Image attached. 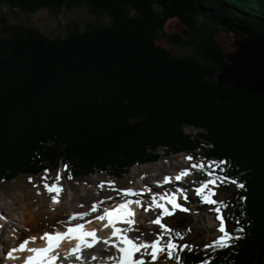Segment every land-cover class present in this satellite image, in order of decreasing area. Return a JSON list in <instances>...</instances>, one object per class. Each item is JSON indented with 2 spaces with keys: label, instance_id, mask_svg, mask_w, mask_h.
Returning a JSON list of instances; mask_svg holds the SVG:
<instances>
[{
  "label": "trees",
  "instance_id": "obj_1",
  "mask_svg": "<svg viewBox=\"0 0 264 264\" xmlns=\"http://www.w3.org/2000/svg\"><path fill=\"white\" fill-rule=\"evenodd\" d=\"M81 3L109 22L63 37L2 36L0 18V182L64 164L67 176L122 178L179 152L226 158V171L215 174L233 189L217 206L227 230L243 227V238L225 249H185L181 264H264V96L217 81L226 53L212 37L220 30L264 37V0H0L55 14ZM168 18L189 36L167 37ZM161 37L196 55L171 52ZM172 229L185 238L183 224Z\"/></svg>",
  "mask_w": 264,
  "mask_h": 264
},
{
  "label": "rangeland",
  "instance_id": "obj_2",
  "mask_svg": "<svg viewBox=\"0 0 264 264\" xmlns=\"http://www.w3.org/2000/svg\"><path fill=\"white\" fill-rule=\"evenodd\" d=\"M92 8L86 4L81 3L72 7H64L62 11L58 14L53 13L48 9H39L33 13L22 11L19 8H11L6 4L0 5V18L6 20L7 25L3 29L2 36H9L15 30L17 32L23 33L28 31H38L48 36H66L69 32L74 31L76 28L83 30L86 24L92 23L94 25H103L109 22L108 15L102 11L98 10L94 12ZM163 32L167 35L179 32L184 37H188V33L183 25L176 18H168L163 24ZM204 30H208L204 28ZM165 36V37H166ZM168 37V36H167ZM213 40L221 48L223 53L226 54L233 50L232 43L238 36L233 33H228L224 30L216 31L212 35ZM159 44L165 46L173 53L183 55V54H193L196 52L187 47L184 43H173L169 40L161 37L158 41ZM201 60V59H200ZM202 61V60H201ZM204 64H208L202 61ZM184 131L187 134L193 135L196 130L192 127H184ZM199 151H196V154ZM192 153H179L170 156H162L158 161L151 162L144 166H135L129 170V172L122 178H112L109 175L103 173H98L96 175L87 177H73L68 179L67 173L64 171V167L59 165L56 172L39 173L38 175H19L15 179L10 181L0 182V212H6L9 214H14L18 216L20 211L25 212V217L27 216V211L39 210L40 205L42 210L47 212H54L55 208L66 209L65 214L67 215L70 210H76L78 212L84 210H90L93 202H97L99 199L104 200L105 204L112 205L114 201L108 199L111 194L120 195V193L114 191L108 185V181L115 182V188L123 189L128 186L136 185L138 176H140L141 171L145 169H158L161 171L159 178L163 175L171 174V170L180 164L181 167L189 165L191 162L199 163L205 160L201 156H196ZM187 156H192L193 160L188 161L185 159ZM173 166V168L170 167ZM176 165V166H175ZM136 169H140L136 172ZM59 174V179L57 176ZM28 177H32V182H28ZM46 177V180L42 179ZM215 177V176H213ZM207 178V173L200 172L196 170L195 177L191 180L193 183L186 182L181 183L179 187L184 191L183 197L180 199L178 197V202L182 204L183 207L189 209V212L184 213L179 210H172L174 215L163 217L162 222L168 225V228H172L175 225L183 224L185 227V238L177 243H187L192 246H198L203 243H209L216 236L218 231L219 221L215 219V212L213 211V206H205L199 201V198L195 195V185L200 181ZM215 183L210 186V190H215L216 195L213 199L221 200L231 194L233 189L232 186L228 184H220L215 177ZM53 184L56 183L59 187H62V191L59 193L60 203L58 206L52 203L51 196L53 194L48 193L43 185L44 183ZM101 182H105L103 187H101ZM35 185V187H34ZM138 188V187H136ZM37 192L40 194L37 195ZM90 196V197H89ZM187 197V200H184ZM147 200V201H146ZM143 201L147 202L149 205L150 198H143ZM99 202V201H98ZM219 204V203H218ZM216 204L214 207L219 208ZM24 205H27L24 206ZM146 206V207H147ZM45 208V209H44ZM158 209H155L154 205L148 211L144 209H139L136 214V224L133 225L134 228H138V231L134 232L135 236H141L142 233L148 231L151 235L143 236L146 241H151L155 239L158 229L151 225L150 221L157 216ZM16 211V212H15ZM222 219L223 215L220 214ZM6 219L0 217V227L3 226V238L8 239L11 237L10 232L14 229L11 222H6ZM224 220V219H223ZM45 220L43 219L42 223ZM225 227H226V222ZM18 225V223H15ZM21 227L22 225L19 224ZM124 227V226H123ZM53 226H49L47 230H51ZM227 230V228H226ZM12 233V232H11ZM10 235V236H9ZM91 254V252H90ZM109 254V253H108ZM144 257L141 253H136L134 259H143ZM148 264H152L148 260ZM156 264H174L170 260L166 261V258L161 256L158 258Z\"/></svg>",
  "mask_w": 264,
  "mask_h": 264
},
{
  "label": "snow or ice",
  "instance_id": "obj_3",
  "mask_svg": "<svg viewBox=\"0 0 264 264\" xmlns=\"http://www.w3.org/2000/svg\"><path fill=\"white\" fill-rule=\"evenodd\" d=\"M186 160L192 161V156L185 157ZM229 162L226 158L219 160H209L207 164L203 161L199 163H190L189 168L179 171L174 177L175 182L182 181V178L187 177L190 174L192 169L199 170L200 172H206L207 178L205 183H201L198 187L195 188V195L199 200L209 206H213V211L215 212V219L219 221L218 231L213 240L207 243L204 247L207 249H225L230 248L236 241L242 239V234L245 232L243 227H236L232 231L226 230L224 220L222 219L220 213V208H215L214 206L218 203L223 204V201L218 199H213L216 195L215 190H210V185L215 183V180L212 178L215 175V172L226 171ZM69 169L68 164H64V170L67 172ZM48 169H44V173H48ZM46 180V177H42ZM59 179V174L57 176ZM68 179H71V176H68ZM173 178L169 176H164L163 181L169 183ZM224 179H227L231 185L235 186L236 189L244 190L246 185L245 183L239 181L236 178H231L225 176ZM28 182H32V177H28ZM105 182H101V187H103ZM109 187L118 193H123L125 197L134 195L132 189H117L115 188L114 181L107 182ZM35 187V185H34ZM44 189L53 194L51 200L53 204L60 203L59 193L63 190L62 187H59L56 183L48 184L44 183ZM40 193L37 192V195ZM112 197H108L111 199ZM184 200H187V197H184ZM241 202L246 201V197H240ZM139 200H125V202L120 203L119 207L115 210L104 209L103 214L100 213L97 203L91 205V211L95 215L96 220L105 222L103 224L104 229L110 230V239H102L97 235V231H85L84 227L80 223H76L74 227H68L66 232H55L52 234L50 232H44L39 238L47 242L46 247H26L28 240H24L19 243L18 247H13L10 250H7L6 257L9 260L15 261L17 259L14 256L16 252L27 251L31 253L23 261V264H56L57 257L59 253L54 251L60 246V242L66 237L75 242V246L68 249V254L65 259L66 264H71V261H80L81 250H93L96 252L98 249L103 248V246H109L110 250H114L117 255L114 257H109L110 261H113L114 264H148V260L152 264H156L158 258L163 256L166 258V261H175V264H181V257L179 253L183 252L185 249L191 252L193 246L191 244H178L177 240H183L184 235L180 230L171 229L162 222L163 217L174 215L172 210H179L180 212L187 213L189 209L183 207L181 203L178 202V197L172 195L164 199V202H158L154 199H150L149 205L144 208L145 211H148L155 206V209H158L156 218L150 221L151 225L155 226L158 229V232L155 236V239L151 241H146L143 239V236L151 235L150 232L145 231L141 236L129 235L138 231V228H134L133 225L136 224V213L133 210V205H140ZM141 207H144L141 205ZM225 207H227L225 205ZM87 216V213H74L72 215L73 221H79L83 217ZM119 225H123L121 227ZM239 225V221H237ZM37 237L33 236L31 240L35 242ZM111 241V242H110ZM139 241V242H137ZM95 246V247H94ZM136 253H141L144 257L143 259H134ZM102 256L103 253L101 252ZM92 259L95 260L96 256L93 255ZM202 264H209L207 260L203 261Z\"/></svg>",
  "mask_w": 264,
  "mask_h": 264
},
{
  "label": "bare ground",
  "instance_id": "obj_4",
  "mask_svg": "<svg viewBox=\"0 0 264 264\" xmlns=\"http://www.w3.org/2000/svg\"><path fill=\"white\" fill-rule=\"evenodd\" d=\"M176 166V165H175ZM171 168H173L172 165H170ZM174 169V168H173ZM140 169H136L135 171L138 172ZM159 173H161V171H159ZM158 173V175H159ZM173 174H171L172 176ZM167 176V175H164ZM160 177L159 181L163 179V177ZM170 177V176H169ZM156 180V179H155ZM155 183H153L152 185L154 186ZM130 187V186H129ZM128 188V187H127ZM126 189V188H124ZM142 188L138 187L137 189H133V192L135 193L133 196L134 198H140V200H142L144 197L142 196L144 194V192L139 191ZM138 190V191H137ZM149 192L146 191L145 194H148ZM177 194H175L176 196ZM110 196H112V201H114L115 204L117 203H123L127 198H125L123 196V194L121 193L120 195H113L111 194ZM178 196V195H177ZM90 197V196H89ZM167 197L170 196H158L157 200L158 202H164V199H166ZM60 200V199H59ZM129 200V198L127 199ZM100 202V199L98 200ZM98 203V202H96ZM100 202V206L102 207V209L107 208L106 207V202ZM56 206H58V204H55ZM27 207V205H24ZM133 210L135 211V213L137 214V211L139 209V207L136 206H132ZM45 209V208H44ZM16 212V211H15ZM66 209H62L60 207L55 208L54 212H47L45 210H42V206L40 205L39 210H33V211H27V216L25 217V212L23 210L20 211V214L18 216L14 215V214H9L4 212H0V217L6 219V222H11L12 227H14V229L16 230H12L10 232L11 237L8 239L3 238V226L0 227V250L2 252H0V264H9V263H13V260H9L6 257V252L7 250H10L13 247H18L19 243L23 242L24 240H28V244L26 245V247H30V246H35L38 241H42L39 237L43 235L44 232H58L60 231V229H63L62 226L68 224V222L66 221V218L69 217L71 214L73 213H77L78 211L76 210H70L69 213L66 215L65 214ZM93 218V214H87V216H85L82 221L86 222V224H89L90 220ZM43 219L45 220L44 223H42ZM15 223H18V225H16ZM101 223V222H100ZM19 224H21L22 226L20 227ZM49 226H53L54 228L51 229V231L47 230V228ZM121 227H123V225H119ZM102 224L100 225V227L97 228V231L102 233ZM129 235H134V233H130ZM10 236V235H9ZM35 236L37 237L36 241L33 242L31 240V238ZM105 239H110V230L105 234ZM144 239V237H143ZM139 242V241H137ZM105 249H108L110 252L109 254L106 255ZM62 252V250H60ZM25 252V251H24ZM103 253V255L101 256L100 253ZM23 252H16L14 253V256L18 257L22 254ZM91 255H97L100 257H104V258H109V257H114L117 255L116 252H114V250H110V246H103V248L98 249L96 252H93ZM8 261V263H7ZM112 263H114L113 261H111Z\"/></svg>",
  "mask_w": 264,
  "mask_h": 264
},
{
  "label": "water",
  "instance_id": "obj_5",
  "mask_svg": "<svg viewBox=\"0 0 264 264\" xmlns=\"http://www.w3.org/2000/svg\"><path fill=\"white\" fill-rule=\"evenodd\" d=\"M232 47L218 68L217 81L264 96V37L238 35Z\"/></svg>",
  "mask_w": 264,
  "mask_h": 264
}]
</instances>
